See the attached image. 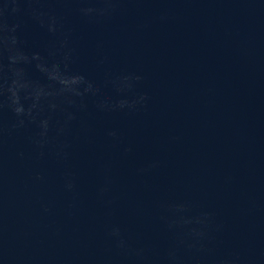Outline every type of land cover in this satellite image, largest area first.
I'll use <instances>...</instances> for the list:
<instances>
[{
    "label": "water",
    "instance_id": "water-1",
    "mask_svg": "<svg viewBox=\"0 0 264 264\" xmlns=\"http://www.w3.org/2000/svg\"><path fill=\"white\" fill-rule=\"evenodd\" d=\"M0 264H264V0H0Z\"/></svg>",
    "mask_w": 264,
    "mask_h": 264
}]
</instances>
